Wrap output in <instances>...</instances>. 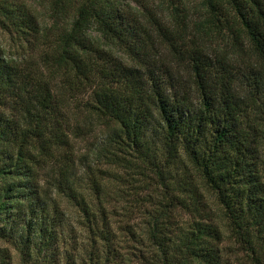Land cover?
Here are the masks:
<instances>
[{
    "label": "trees",
    "instance_id": "1",
    "mask_svg": "<svg viewBox=\"0 0 264 264\" xmlns=\"http://www.w3.org/2000/svg\"><path fill=\"white\" fill-rule=\"evenodd\" d=\"M29 1L0 0V30L41 50L0 46V239L17 264H264V0H199L193 21L186 0H46L50 29ZM73 104L104 124L101 182L67 151L94 128Z\"/></svg>",
    "mask_w": 264,
    "mask_h": 264
},
{
    "label": "rangeland",
    "instance_id": "2",
    "mask_svg": "<svg viewBox=\"0 0 264 264\" xmlns=\"http://www.w3.org/2000/svg\"><path fill=\"white\" fill-rule=\"evenodd\" d=\"M158 1V0H157ZM186 5H184L185 7V11L186 13H188L189 15V19H191V21L195 20L196 18L199 17V19L202 17L203 11L200 8L199 5V0H186L184 2ZM28 4H30V1L28 0ZM164 6H161V9H163V12L165 11V5H166V1L163 0V2L161 3ZM32 6L35 8L37 16L40 20L41 26L48 28H51V23H52V18L50 17V10H49V4L48 1L46 0H34ZM160 11H157V13H159ZM192 25L191 23H189V26ZM41 27V28H42ZM192 32H194V27H192ZM44 32V29H43ZM53 33V34H52ZM47 34H50L49 36L51 37L50 42L53 41L55 39L56 34H54V30L51 29ZM212 43L213 45H215V49L217 48V50H219L220 48H222V50H233L235 52H238L237 49L234 47V45L231 44L230 39H222L220 38L218 35L213 33V39H212ZM0 46L2 48H4V50L6 51L7 55L13 57H16L18 60L23 58L24 60H27L29 58H31L32 61H35L36 59H38V57H33V56H37V53H40L41 50L39 51V47L35 50H29L27 48L30 47L29 43L27 42H22L20 39H17L15 36H11V34L7 33V32H3L2 30H0ZM159 47V46H158ZM159 49V48H158ZM163 53H166L165 50H163ZM237 57V56H236ZM238 58V57H237ZM183 65H175V71H177L178 69H181V72H176L177 77L182 78V79H187V72H184V66ZM186 70V68H185ZM73 103V102H72ZM73 108V112L75 113L76 118H78V122L81 124H86L89 125L90 127L93 125V131L92 129L90 130H86L85 128L83 129V131L87 134L82 135V137L80 138H73L71 135L70 138V142H71V147L68 148V152L72 153V156H74V160L76 163L75 168V172H79V174H82V169L86 168V166H90L94 169V176L96 179H100L101 177H103L105 175V172L102 174H100V176L98 177L100 171L97 170V168L100 169H104L107 167V165L103 162L102 158L100 156H97V145L99 144V140L101 139L102 134L104 133V124L101 121L96 120L95 116L87 114V112L83 109H81L79 106H75L74 104L72 105ZM73 113V114H74ZM101 122V123H100ZM92 131V132H91ZM109 172H107V175L109 176V173L111 171H113L112 168H108ZM120 169H115V171H119ZM92 174V173H91ZM106 175V176H107ZM104 176V177H106ZM85 179V178H84ZM101 182V179L99 180ZM79 183L83 184V186H87L90 187L91 185L89 184V180H85L83 182H80V180L78 181ZM81 186V188L83 189L84 187ZM108 186V185H107ZM92 195L94 196L95 193H93L92 188L88 189ZM97 195H95L93 198L95 199ZM113 199V196H109L108 200L111 201ZM65 202V201H63ZM67 203V202H65ZM124 203L121 202V204L118 203L117 206H120ZM127 205H132L133 201L132 199H128L127 200ZM110 205V204H109ZM110 207V206H109ZM108 207V208H109ZM70 215H72L71 219H74V217H76V214L74 213H70ZM134 217V223L135 224H140V221L142 219H140L139 214H133ZM220 224V223H219ZM0 247L2 248H6L8 249V251H10L12 257H13V264H17L18 262V257L17 255H15V253L12 252V246L10 245H6V243L4 241H2L0 239Z\"/></svg>",
    "mask_w": 264,
    "mask_h": 264
}]
</instances>
